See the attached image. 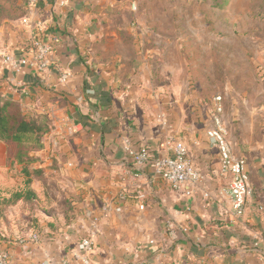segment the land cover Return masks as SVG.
<instances>
[{
  "label": "crops",
  "instance_id": "0c3cea01",
  "mask_svg": "<svg viewBox=\"0 0 264 264\" xmlns=\"http://www.w3.org/2000/svg\"><path fill=\"white\" fill-rule=\"evenodd\" d=\"M28 1L0 0V54L19 57L36 37L51 40L53 53L44 73L0 63V101L46 120L41 146L23 161L14 141L0 139V250L9 264H264V120L227 128L216 94L183 80L181 62L165 57L180 43L149 37L161 31L145 25L156 15L142 7L150 0ZM216 115L246 161L252 193L240 217L206 136ZM169 134L202 177L189 195L126 151L145 148L151 160L165 154ZM93 217L98 232L84 254L78 244Z\"/></svg>",
  "mask_w": 264,
  "mask_h": 264
},
{
  "label": "rangeland",
  "instance_id": "374dc122",
  "mask_svg": "<svg viewBox=\"0 0 264 264\" xmlns=\"http://www.w3.org/2000/svg\"><path fill=\"white\" fill-rule=\"evenodd\" d=\"M142 7L156 14L145 25L161 26L149 37L180 43L165 57L181 62L183 80L220 97L221 118L232 133L264 120L263 112L255 113L264 106V0H150ZM170 65L164 68L169 76Z\"/></svg>",
  "mask_w": 264,
  "mask_h": 264
},
{
  "label": "built area",
  "instance_id": "2783aa9c",
  "mask_svg": "<svg viewBox=\"0 0 264 264\" xmlns=\"http://www.w3.org/2000/svg\"><path fill=\"white\" fill-rule=\"evenodd\" d=\"M29 6H35L36 0H29ZM25 24L29 21L23 19ZM53 53V43L44 37H36L33 39L28 50L21 56L0 54V63L14 71H23L26 68H34L39 73H44L50 63V57ZM70 76L69 73H63L61 81H65ZM216 100H220L217 96ZM226 128L221 118L216 115L213 118V124L206 130V136L209 140V146L218 152L219 167L221 172L229 174L230 180L228 185V193L231 200V212L235 217L243 215L246 199L252 193L248 173L246 169V161L241 156H236L226 138ZM165 150V154L159 153L153 159H149L148 151L141 148L137 152L130 151L126 147V151L141 162L150 161L154 173L159 178L166 181L172 189L184 188L185 194L189 195L193 191V187L200 183L202 177L199 171L188 157L187 148L184 143L174 135H166L161 144ZM207 197V194L204 193ZM145 195L141 191L136 192V200L138 206L142 208L144 205ZM261 210L262 205L257 207ZM120 210V208H116ZM106 212V209L103 211ZM98 218L93 217L90 222V228L81 238L78 247L85 254L92 250L94 237L98 232ZM34 241L38 240V235H32ZM84 261H86L84 259ZM0 264H9V257L6 251L0 250Z\"/></svg>",
  "mask_w": 264,
  "mask_h": 264
},
{
  "label": "trees",
  "instance_id": "16d2710c",
  "mask_svg": "<svg viewBox=\"0 0 264 264\" xmlns=\"http://www.w3.org/2000/svg\"><path fill=\"white\" fill-rule=\"evenodd\" d=\"M45 118L26 117L10 101H0V139L16 143V157L23 161L28 152L38 149Z\"/></svg>",
  "mask_w": 264,
  "mask_h": 264
}]
</instances>
